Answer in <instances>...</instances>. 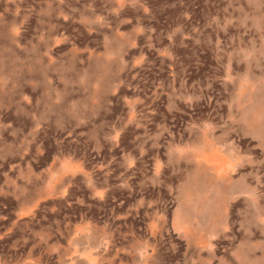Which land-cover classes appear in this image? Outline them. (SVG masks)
Segmentation results:
<instances>
[{"label":"rangeland","instance_id":"obj_1","mask_svg":"<svg viewBox=\"0 0 264 264\" xmlns=\"http://www.w3.org/2000/svg\"><path fill=\"white\" fill-rule=\"evenodd\" d=\"M0 264H264V0H0Z\"/></svg>","mask_w":264,"mask_h":264}]
</instances>
